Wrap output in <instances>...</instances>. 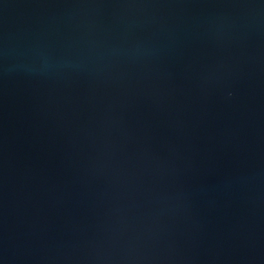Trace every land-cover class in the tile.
Returning a JSON list of instances; mask_svg holds the SVG:
<instances>
[{
    "label": "water",
    "instance_id": "1",
    "mask_svg": "<svg viewBox=\"0 0 264 264\" xmlns=\"http://www.w3.org/2000/svg\"><path fill=\"white\" fill-rule=\"evenodd\" d=\"M0 264H264V0H0Z\"/></svg>",
    "mask_w": 264,
    "mask_h": 264
}]
</instances>
